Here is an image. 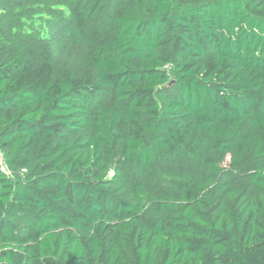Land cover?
I'll list each match as a JSON object with an SVG mask.
<instances>
[{
  "label": "trees",
  "instance_id": "trees-1",
  "mask_svg": "<svg viewBox=\"0 0 264 264\" xmlns=\"http://www.w3.org/2000/svg\"><path fill=\"white\" fill-rule=\"evenodd\" d=\"M144 1L72 27L86 72L0 25V264H264V0Z\"/></svg>",
  "mask_w": 264,
  "mask_h": 264
},
{
  "label": "rangeland",
  "instance_id": "rangeland-1",
  "mask_svg": "<svg viewBox=\"0 0 264 264\" xmlns=\"http://www.w3.org/2000/svg\"><path fill=\"white\" fill-rule=\"evenodd\" d=\"M26 1L29 2V5L22 4L21 8L14 13L3 9V6L0 5V25H4L6 23H14L15 25H18V27H21L22 23H20V16H23V24L28 23L33 19L36 21V26L32 28V30H30L28 33L31 34L32 37H37L45 35L47 26L49 25V22L52 18L58 20V32H64L65 34H62V36H64L65 39L59 41L53 40V42H50L49 49H51L54 55L59 57L58 68L61 71H66L68 68L78 69L83 72L87 71L86 66L83 62L84 47L80 43L76 42V39H74L71 32L72 27H77L78 30L80 28L84 29L85 27H88L90 29V36L86 38V41L87 43H90L93 37H99V35H101L102 33L114 28L112 17L116 14L137 12L142 16H147L151 13V5L144 0H137L135 6H133L129 2V0H94L88 7H92L95 10V14L93 17L90 16V18L84 21L83 17L85 15H81V13L84 14L86 10H88V8H84L85 6L81 2V0ZM25 38L26 37H23L22 39L24 40ZM17 46L18 45L16 43L12 45V47ZM160 89L170 96H179L177 86L171 80L162 85ZM109 98L110 94L107 92L106 99L109 100ZM104 102V99L100 98L99 96L93 98L94 109L102 106ZM228 159L229 157L226 156V158L222 162L223 166L227 165ZM177 163V157L171 154H166L157 162L155 168L161 174L168 173L177 166ZM112 172L113 171L111 169L109 171V175H111ZM129 177H131L130 188L132 190L134 186L133 180H136V177ZM224 178L230 179L235 183L238 182V178L235 176L226 175ZM149 180V185L146 184V188L148 189L147 191L150 193H155V189L153 187H150V184L157 181V177H155V175H151L149 176Z\"/></svg>",
  "mask_w": 264,
  "mask_h": 264
},
{
  "label": "built area",
  "instance_id": "built-area-1",
  "mask_svg": "<svg viewBox=\"0 0 264 264\" xmlns=\"http://www.w3.org/2000/svg\"><path fill=\"white\" fill-rule=\"evenodd\" d=\"M0 166L3 169L1 157H0Z\"/></svg>",
  "mask_w": 264,
  "mask_h": 264
}]
</instances>
